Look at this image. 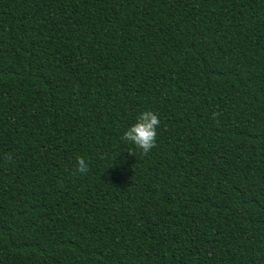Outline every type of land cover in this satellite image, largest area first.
Segmentation results:
<instances>
[{"label": "trees", "instance_id": "obj_1", "mask_svg": "<svg viewBox=\"0 0 264 264\" xmlns=\"http://www.w3.org/2000/svg\"><path fill=\"white\" fill-rule=\"evenodd\" d=\"M0 264H264V0H0Z\"/></svg>", "mask_w": 264, "mask_h": 264}, {"label": "clouds", "instance_id": "obj_2", "mask_svg": "<svg viewBox=\"0 0 264 264\" xmlns=\"http://www.w3.org/2000/svg\"><path fill=\"white\" fill-rule=\"evenodd\" d=\"M159 124L160 120L155 112L151 110L143 111L136 122L123 133L121 139L135 145L143 154L147 155L156 147L157 127ZM128 153L135 156L132 151ZM5 159L10 160L11 156H6ZM76 168L81 175L86 174L89 171L88 162L83 157H77Z\"/></svg>", "mask_w": 264, "mask_h": 264}]
</instances>
